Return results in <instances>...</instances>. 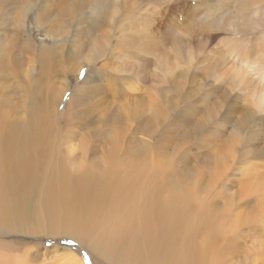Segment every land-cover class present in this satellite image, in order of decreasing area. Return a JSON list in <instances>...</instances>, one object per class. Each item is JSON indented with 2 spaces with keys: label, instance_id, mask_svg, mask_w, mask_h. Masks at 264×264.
I'll use <instances>...</instances> for the list:
<instances>
[{
  "label": "rangeland",
  "instance_id": "374dc122",
  "mask_svg": "<svg viewBox=\"0 0 264 264\" xmlns=\"http://www.w3.org/2000/svg\"><path fill=\"white\" fill-rule=\"evenodd\" d=\"M21 1L27 0H0V98L11 96L16 110L11 119L24 122L30 93L37 91L47 105L52 129L50 154L40 179L43 190L36 206L41 213L33 227L22 231L0 225V264L5 255L12 264H55L70 255L83 264H117L116 254L102 253L89 237L80 235L81 228L78 234L71 226L46 219L45 186L65 171L62 166L72 175L81 174L82 164L95 187L109 168L112 145L123 177L122 164L130 160L127 149L144 152L160 137L170 163L176 162L175 176H190L210 195L207 209L217 215L216 225L224 232L218 233L212 250L214 264H264V204L257 199L264 194V104L257 102L249 82L238 84L227 73L202 63L204 54L227 39L239 42L240 51L230 58L237 66H242L248 49H264V0H110L118 11L101 17L102 32L87 34L79 33L78 22H69L84 7L89 9L88 2L76 0L72 5L73 0L64 1V9L54 0H31L38 3L33 15L49 10L41 26L44 30H32L33 35L27 31L31 25L20 24L17 9L12 10L23 5ZM58 14L63 15L61 20ZM148 33L158 45L152 51L143 54L142 48L119 45L124 37L146 41ZM47 35L54 38L61 59L58 73L43 92L37 54L40 43L49 44ZM14 44L18 48L8 58L5 52ZM178 49L182 58L174 73L158 74L156 60ZM187 50L194 52L191 60L185 57ZM122 53H136L138 61L140 56L146 59V72L123 68L119 63ZM10 60L18 63L20 75ZM248 77L260 83L254 71ZM8 109L5 106L3 111ZM147 160L130 178H123L118 188L116 202L137 211L133 220L137 225L161 178L151 158ZM220 174L223 180L215 186L211 179ZM194 199L192 230L183 236L188 245L183 242L180 246L185 247L179 250L199 263L200 254L193 248L200 247L211 231L202 220L197 195ZM66 208L63 216L68 220L70 215L75 222L73 216L78 213L70 205ZM115 215L111 211L109 218Z\"/></svg>",
  "mask_w": 264,
  "mask_h": 264
},
{
  "label": "bare ground",
  "instance_id": "6f19581e",
  "mask_svg": "<svg viewBox=\"0 0 264 264\" xmlns=\"http://www.w3.org/2000/svg\"><path fill=\"white\" fill-rule=\"evenodd\" d=\"M11 1L15 2L16 0ZM30 1H21L24 4L21 6L17 4L12 10L17 9L16 14L19 13L20 24L31 25V29L27 31L33 35L32 30L34 33L40 31L41 26L44 25L43 21L49 10L46 9L33 15L31 11H34L35 7L38 8V3L36 1L30 3ZM64 1L68 0H54L55 4L65 9ZM111 1L82 0L83 4L85 2L90 4L89 9L85 11L87 7H84L80 16L69 23L76 25L78 22L80 24L79 33L99 32L105 26L100 20L101 17L111 16L119 9L117 4ZM76 3V0H73L72 5ZM30 15L33 16L30 17ZM58 16L59 20L63 18V15L58 14ZM37 28L39 29L36 30ZM41 29L44 30L43 27ZM137 29L142 31L141 28ZM147 35L146 41L140 38L124 37L119 45L127 47L126 49L130 47L142 48L144 54V51H152V47L158 46L152 41L153 35L150 33ZM47 37H49L47 41L49 44L40 43L41 47L37 54V61L41 66L38 81L43 85V92L47 89L48 80L58 73L57 63L61 59L57 56L58 50L54 46V38L50 35ZM96 42L99 43L98 40ZM238 43L236 40L230 39L219 41L217 47L202 56L204 57L203 66L222 74L227 73L236 79L238 84L249 82L250 91L255 92L257 102L263 105L264 49L260 48L257 52L248 49V52L242 56V66H237L235 61L230 62V58L240 51ZM2 48L3 45L0 44V51ZM16 48H18L16 44L8 47L7 51L5 50V55L7 53L8 58H11ZM181 53L179 49L171 50L161 58L157 57L155 69L158 74L161 72L165 75L173 74L181 61ZM193 53L191 50H187L185 57L191 60L194 57ZM119 58H121L119 63L123 68L132 71L140 69L143 73L146 72L143 68L145 67L144 63L147 62L146 59L140 56L141 60L138 61L136 53H130V56L122 53ZM12 60H10L11 63L16 65V73L20 75L18 63ZM251 71L260 76L259 84H256L253 78L248 77ZM66 90H62L63 94ZM38 94L37 91L30 93L28 118L24 122H15L11 119V113L16 111L15 105L10 102L11 96L5 95L6 99L0 98V225H6L15 231L33 227L34 221L41 213L36 206H38L39 193L43 190L40 179L46 169V162L50 154L52 123L48 121L47 105L42 96L39 97ZM5 106L10 107L9 111H3ZM110 149L109 168L95 187L92 186L82 164L80 166L81 174L72 175L65 172L66 168L62 166L65 171L61 172L57 179L56 176H53V180H50L44 189L45 201L43 205L47 215L46 219L53 224L59 222L66 224L69 228L71 226L72 230L78 234H80L81 228L83 233L80 235L89 237L102 253L109 257L115 253L116 256L113 257L117 264H214L212 250L218 240V233L221 231V234H224V232L216 225L217 215L207 209L210 195L205 188L195 185L190 180V176H175L174 155L171 154L174 161L172 165L170 163L171 156L164 151L162 137L155 140L154 145L146 146L144 152L131 147L127 149L130 160L122 164L127 175L123 177H121L122 169L117 160L116 149L113 145ZM148 157L151 158L153 167L160 172L161 178L156 182L149 195L148 204L146 209L141 212L140 224L137 225L133 221L137 211L131 205L122 207V202H116L120 194L118 188L123 184V178H130L132 171H135L140 165L149 163ZM232 160L230 159L228 162H232ZM127 173H129V177ZM222 180L223 175L221 174L211 179L215 186L220 185ZM196 195L198 198L196 204L203 208L202 220L211 231L204 238L200 247L193 248V252L200 254L199 263L190 259L191 256L187 252L179 250V248L185 247L184 244L180 246L183 242L188 245L187 238L183 236L192 230L190 222L192 214L190 212L193 209L192 205ZM258 198L264 204V194L259 195ZM68 205L78 213L77 217L73 216L76 223L72 221L70 215L68 220L63 216L68 211L66 208ZM111 211L116 212L113 219L109 218ZM3 259V264H12L7 255L3 256ZM55 264L83 263L70 255L57 259Z\"/></svg>",
  "mask_w": 264,
  "mask_h": 264
}]
</instances>
